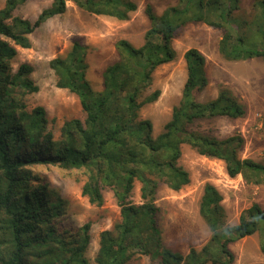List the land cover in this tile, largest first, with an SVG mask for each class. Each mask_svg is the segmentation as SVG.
<instances>
[{
	"label": "trees",
	"instance_id": "16d2710c",
	"mask_svg": "<svg viewBox=\"0 0 264 264\" xmlns=\"http://www.w3.org/2000/svg\"><path fill=\"white\" fill-rule=\"evenodd\" d=\"M25 1L5 0L0 8V264H30L32 245L44 247L43 264H87L84 251L90 243L91 223H84L75 232L60 229L57 219L62 213L56 208L59 201L47 199L46 183L30 171L37 164L83 169L81 194L92 204L103 203L105 188L113 192L121 219L113 229L100 232L95 264H129L146 232L156 241L155 248L146 251L151 257H159V264H230L234 255L228 244L262 226L264 229V211L257 203L241 213L236 224H229L221 193L213 184L205 183L199 214L210 229V237L200 248L190 247L184 254L162 243L156 219L159 209L154 200L159 181L173 190L190 181L188 171L177 164L182 144L201 155L223 160L230 177L240 173L245 182L257 183L258 179H252L245 170H252L256 176L257 171H264V165L240 158L238 151L244 139L239 133L217 138L195 127L205 118L243 117L244 104L226 88L207 101L192 97L207 80L203 53L190 47L183 53L187 78L181 99L172 106L161 132L153 134L152 121L142 117L140 110L160 95V89L151 88L152 73L175 58L172 40L178 30L189 21L224 27L228 20L225 11L230 14L238 10L240 0H231L226 6L224 0H179L183 6L179 12L176 10L175 18L159 17L146 4L144 11L151 25L144 32L143 43L136 47L127 39L116 41L118 60L105 67L103 87L98 91L86 78L87 64L77 41L65 55L50 59L56 85L76 94L84 112L82 119H65L58 138L47 129L48 118L42 106L27 111L14 101L15 88L30 92L37 86L29 77L32 67L28 63H21L12 73L9 60L16 55L17 46L30 47L29 34L43 20L65 12L69 0H52L33 21L13 13ZM71 1L90 13L121 20L128 19L136 9L133 0ZM255 2L264 4V0ZM260 16L264 17L263 6ZM239 30L234 43L229 41V31L221 36L218 49L222 56L229 60L253 56L264 59V46L247 45V35ZM257 32L264 41V29L258 28ZM135 181L141 183V203L131 200ZM260 249L264 254L263 238Z\"/></svg>",
	"mask_w": 264,
	"mask_h": 264
},
{
	"label": "rangeland",
	"instance_id": "374dc122",
	"mask_svg": "<svg viewBox=\"0 0 264 264\" xmlns=\"http://www.w3.org/2000/svg\"><path fill=\"white\" fill-rule=\"evenodd\" d=\"M255 1L240 0L238 10L235 9L230 14L225 11L228 20L224 27L209 26L202 21H189L178 30L173 42L175 58L159 65L152 73L151 88L160 89V95L154 102L144 105L140 110L142 117L152 121L154 135L161 132L163 124L171 116L172 106L181 99L187 78L183 53L188 48L195 47L205 57L204 70L207 81L203 88L195 90L192 97L198 101H207L214 98L219 89L226 88L238 96L247 112L237 120L238 122L228 116H215L199 120L195 127L217 138L244 133L247 135L243 136L244 141L246 143L247 139L248 144L240 156L264 165V59L253 56L229 60L224 58L218 49V42L223 33L229 31L231 33L229 41L234 43L239 28H241L239 33L243 31L247 35L244 41L248 42L247 45L264 46L262 43L264 41L257 32L258 28L264 29V17L260 16L264 4H256ZM51 2L52 0H26L19 4L13 13L33 21ZM133 2L140 8L129 13L130 20L126 21L114 16L111 20L104 19L78 7L73 1H66L65 12L43 20L29 34L30 47L17 46L16 55L9 60V69L13 73L21 63H28L32 67L29 77L37 86V90L22 92V89L15 88L12 97L17 103L23 104L27 111H31L35 106H42L48 118L46 127L53 132L54 138L59 137V129L65 119L72 117L82 119L84 112L76 94L56 85L57 76L50 68L49 60L58 55H65L73 42L77 41L82 47L87 64L86 78L91 87L98 91L103 87L102 74L105 67L118 60L116 41L131 39L132 35V42L135 45L143 43V34L151 25L144 11L145 5L150 3L159 17L167 15L174 18L178 17L176 15L183 6L179 0H133ZM4 3L5 0H0V8ZM227 3H231V0H224L225 6ZM180 15L187 17L185 12H180ZM177 164L188 171L190 181L178 190H173L166 183L159 181L154 202L159 209L156 219L162 243L172 250L185 254L190 247L200 248L210 237V229L199 214V202L205 183H212L220 188L229 224H236L240 213L255 200L244 192L243 186L240 187V181L237 187L234 186L237 180L232 179H236L237 176L230 177L227 174L221 159L201 155L189 145L182 144ZM30 171L42 179L41 183H46L47 199L59 201L60 206L56 208L62 213L59 220L57 219L60 229L69 228L75 232L90 221V243L84 255L87 264H95L94 256L100 232L104 229H113L114 224L121 219L113 192L105 188L103 203L95 205L88 201L87 196L81 194L85 179L83 169L37 164L31 166ZM245 172L252 179H258L255 184L246 183L258 186L255 194L264 203V171H257L256 176L252 175V170ZM140 186L139 181L134 182L131 193L133 203L142 201ZM262 231L263 226L253 235L235 239L228 244L234 255V260L230 264H264V254L260 249V240L264 239ZM144 234L141 242H138L139 252L129 264H159V257H151L146 251L155 248L154 236L147 232ZM29 249V263L43 264L44 247L32 245Z\"/></svg>",
	"mask_w": 264,
	"mask_h": 264
},
{
	"label": "crops",
	"instance_id": "0c3cea01",
	"mask_svg": "<svg viewBox=\"0 0 264 264\" xmlns=\"http://www.w3.org/2000/svg\"><path fill=\"white\" fill-rule=\"evenodd\" d=\"M69 1H71V0H69ZM136 4V3H135ZM150 4V3H149ZM152 6V5H151ZM66 7H67V5H66ZM153 7V6H152ZM140 7L136 4V9H139ZM154 9V8H153ZM135 11V10H134ZM155 11V10H154ZM131 12H133V11H131ZM130 12V13H131ZM92 14H94V13H92ZM96 16H100V17H102V18H104V19H109V20H111V17H113V16H106V15H98V14H95ZM128 20H130V18L128 17V19H126V21H128ZM202 23V22H201ZM144 35V34H143ZM132 38H133V36L131 35V39H129L128 38V41H130L134 46H138V45H135L133 42H132ZM176 37H174L173 38V40H172V46H173V48H174V45H173V42H174V39H175ZM138 41H141V40H138ZM140 46V45H139ZM175 49V48H174ZM247 110V109H246ZM247 113V112H246ZM238 119H240V118H235V122H238L237 120ZM240 134V133H239ZM242 137L244 136V137H247V135H244V133H242V134H240ZM244 139V138H243ZM248 140L246 139V143H245V141H244V143H243V146H242V148L239 150V152H238V155L240 156V153L243 151V148L245 147V145H247L248 144V142H247ZM240 158H242L241 156H240ZM237 176V178L236 179H232V181H236L237 180V182H236V184L234 185L235 187H237V185L239 184V181H240V187H242L243 186V190H244V192H247V194H248V196L249 197H251V199L253 200H255L254 201V203H257L259 206H260V208L262 209H264V203L262 202V200L257 196V194H255V192H257L258 191V186L256 185H252V184H247L246 182H245V180L242 178V175L239 173V174H237L236 175ZM212 184V183H211ZM215 186V185H214ZM216 187V186H215ZM217 188V187H216ZM249 188V189H248ZM252 188H255L253 191H251L252 190ZM218 189V191L220 192V188L218 187L217 188ZM257 190V191H256ZM221 193V192H220ZM221 195H222V193H221ZM221 203H222V205L224 206V208H225V211H226V207H225V205H224V203H223V197H222V201H221ZM262 209V210H263ZM243 211V210H242ZM241 214V213H240ZM227 216V215H226ZM238 220H239V218H238ZM253 235V234H252ZM246 237V236H245Z\"/></svg>",
	"mask_w": 264,
	"mask_h": 264
}]
</instances>
